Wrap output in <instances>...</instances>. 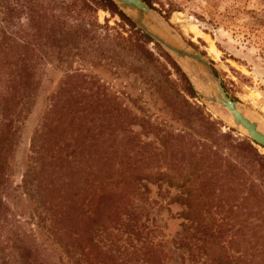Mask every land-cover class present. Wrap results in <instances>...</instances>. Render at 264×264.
Listing matches in <instances>:
<instances>
[{
    "label": "rangeland",
    "instance_id": "obj_1",
    "mask_svg": "<svg viewBox=\"0 0 264 264\" xmlns=\"http://www.w3.org/2000/svg\"><path fill=\"white\" fill-rule=\"evenodd\" d=\"M56 1L39 0L33 5L34 30H26L20 15L14 35L7 34L0 44L1 127L13 138L11 171L1 192L10 220L17 223L13 230L32 247L36 263L181 264L185 258V264H201L205 246L216 264H264V188H258L264 163L252 162L237 143L251 145L263 157L264 150L224 115L202 105L186 68L159 47L185 75L194 98L183 93L154 42L147 49L161 65L155 77L169 78L168 89L154 85L153 70L130 54L105 58L95 43L59 54L54 44L61 25L77 19L107 23L112 39L118 34L127 38L129 28L91 0L95 12L80 1L69 13ZM141 1L150 2L148 7L209 61L227 96L264 126V0ZM51 34L55 38L49 39ZM23 64L37 73L29 108L14 83ZM174 90L201 108L209 123L188 119L190 112L181 109ZM47 117L51 133L38 139L45 151L33 154L31 140ZM201 130L210 141L200 139ZM26 179L30 195L22 188ZM104 182L119 192L105 195ZM63 190L69 203L60 199ZM187 193L192 194L190 205L174 200ZM190 212L206 232L190 239L188 247L174 248L172 242L184 235V228H192L193 215H182ZM58 227L70 228L71 237L62 243L70 245L74 262L59 245Z\"/></svg>",
    "mask_w": 264,
    "mask_h": 264
},
{
    "label": "trees",
    "instance_id": "obj_2",
    "mask_svg": "<svg viewBox=\"0 0 264 264\" xmlns=\"http://www.w3.org/2000/svg\"><path fill=\"white\" fill-rule=\"evenodd\" d=\"M54 1V0H52ZM82 1L85 5L84 7L87 9H90V11L95 12V9L91 7V4L93 6H100L103 9L109 11L112 15H115L119 18V20L123 23L124 26H127L129 28V36L127 38H124L121 34H118L114 39L111 38V36L108 33V26L107 23L104 25L98 24L96 20H78L74 21L72 25H61V29L58 31L57 35L59 36V39H57L56 47H58V50L60 51L59 54H68L70 51L75 50L79 52L82 50L81 45L84 43H94L98 47V50H100V55L105 58H113L114 56L117 57H123L125 54H130V56L136 57V60L138 62H141L142 60L145 61L146 65L149 69L153 70V73L155 74L153 78L151 79V82L154 83V85L159 86L160 84H163L165 86V89H168V86L170 87V83L168 82L169 78H163L162 80L160 78H156L155 76L160 74L161 65L159 61L153 56V54L147 49V45L150 43H153L147 36L142 34L139 30L136 29V27L129 21V19L118 10L117 6L111 2V0H74V1H65V0H57L55 4L57 7L64 9V11L73 12L75 9H77L78 5L77 2ZM88 1L91 2V4L88 3ZM39 0H0V44L3 42L7 34L14 35L13 27H15V20L19 18L20 15H24V18L26 20L25 27L27 31H33L36 25L34 20V11H33V5L37 4ZM147 6L152 8V4L147 1ZM82 10V8H81ZM98 30H102V35H97L96 33ZM55 38V34H51L50 38ZM54 40V39H53ZM52 40V41H53ZM56 40H54L55 42ZM18 45V44H16ZM106 46V47H105ZM52 47V46H51ZM154 47L158 50V54L160 57H162L167 64L171 67V69L174 71L176 76L178 77V81L182 85V92L185 93L190 98L193 97V91L190 87V84L188 80L186 79L185 75L180 71V69L176 66V64L171 60V58L164 53L159 46L154 44ZM1 48V47H0ZM62 52V53H61ZM26 64H23V70L20 72L19 78H14L16 82L13 80H8L11 83H15L18 85L19 90L16 91V94H20L19 96L24 101L23 104L26 105L28 108L30 107L31 102L33 101L34 94L36 91V77L37 73L34 72L29 66L25 67ZM13 77V75L11 76ZM16 77V76H15ZM169 77V76H168ZM18 79V82H17ZM168 85V86H167ZM162 88V85H161ZM16 90V88L12 89ZM164 92V91H163ZM173 96L176 100L181 101L183 104L181 106L182 110H186L190 112V117H197L199 121L204 122V124H208L209 121L204 116V114L201 111V108H199L196 105L190 104L184 97L181 96L180 92H177L174 90ZM15 94V95H16ZM13 96L12 101L14 100ZM51 114V113H50ZM45 122L41 124V127L39 130L35 133L33 139L31 140V152L33 154L42 153L45 150H43V147H38V139L43 138L46 135V132L51 133V131L48 129L52 126V123L48 122V117L44 119ZM190 121V120H189ZM2 124H4V118L2 117V109L0 108V263L7 264V261H14L15 264H37L36 263V257L33 254L32 247L27 246L26 244H23L20 241L19 235L13 230V228H17V223L14 219L10 220V208L8 207V204L5 202V199L2 198V192L5 190L3 187V183L5 179L7 178V175L11 171L10 167V150L12 148V141L11 135L9 132H5L2 130ZM58 127L54 129V133L57 131ZM200 135V139H203V141H210L211 136L206 133V130L204 132L201 130L198 132ZM13 137V134H12ZM226 140L229 139V136H225ZM162 139V138H161ZM232 141V140H231ZM233 142V141H232ZM58 144V143H57ZM44 145V143H43ZM46 145V144H45ZM201 145L204 147L206 146L205 142H202ZM238 146L242 147L247 154H250L252 157V162L256 161H262L264 163V157L259 155L257 150L252 147L251 145L247 143H237ZM41 148V149H40ZM210 151L212 148L210 147ZM100 165H104L103 158H100L99 160ZM103 163V164H102ZM264 167V166H263ZM96 171L95 173L100 174L101 169H99V166L95 164ZM195 169L190 172L189 177L193 176ZM107 179H110V177H107ZM103 182V181H102ZM23 189L25 191L24 194L30 195V189H27V184L29 183L26 180H23ZM71 187L72 182L68 180L62 179V184L66 187V184ZM106 183V185H105ZM113 184L104 182V190L103 193L106 195L109 194H117L119 190H116L113 186ZM169 185L176 186L180 184H174L172 182H169ZM223 185H220L222 187ZM204 190L205 186H201ZM258 188H264V181L262 184L258 185ZM206 189V188H205ZM102 191V189H101ZM64 193L63 197H60V199H63L64 203H69L68 194H66V190H63ZM67 195V197H66ZM191 193L179 195L174 198V200L179 204H187L190 205L191 203ZM70 197V195H69ZM12 215V214H11ZM183 217H188L189 215L193 217L191 218V227L192 228H184V235H182L178 240H174L172 242L174 248H185L189 246L190 239H193L197 237L198 234L206 232V228H201L198 222V219L196 218V215L192 212L189 214H182ZM6 230V231H5ZM54 234L57 236V239H59V245L65 254L67 256L69 261L74 262V253H72L71 247L68 244L62 243V241L66 242L69 237H71L70 228H55ZM85 251L83 250L82 253ZM203 252L205 253V260L204 262H201V264H216L214 259V254L211 255L207 253L206 248L204 246ZM191 255L189 258L194 257V252L191 251L189 253ZM73 259V260H72ZM186 260L185 258H182L181 264H185ZM76 264H82V263H76Z\"/></svg>",
    "mask_w": 264,
    "mask_h": 264
},
{
    "label": "water",
    "instance_id": "obj_3",
    "mask_svg": "<svg viewBox=\"0 0 264 264\" xmlns=\"http://www.w3.org/2000/svg\"><path fill=\"white\" fill-rule=\"evenodd\" d=\"M111 2L137 30L157 44L176 63L186 68L188 71L186 77L202 105L224 115L228 121L232 120L231 124L234 128L242 131L252 145L264 150V126L253 121L248 110L227 96L212 65L201 53L186 44L160 14L141 0H111Z\"/></svg>",
    "mask_w": 264,
    "mask_h": 264
},
{
    "label": "bare ground",
    "instance_id": "obj_4",
    "mask_svg": "<svg viewBox=\"0 0 264 264\" xmlns=\"http://www.w3.org/2000/svg\"><path fill=\"white\" fill-rule=\"evenodd\" d=\"M214 49L212 48V51H213ZM230 122L232 123V120H230Z\"/></svg>",
    "mask_w": 264,
    "mask_h": 264
}]
</instances>
